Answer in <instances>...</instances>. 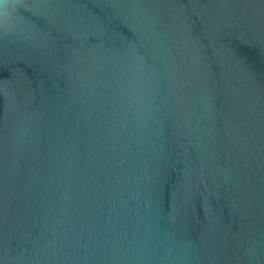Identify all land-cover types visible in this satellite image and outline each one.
Returning <instances> with one entry per match:
<instances>
[{
  "label": "water",
  "instance_id": "95a60500",
  "mask_svg": "<svg viewBox=\"0 0 264 264\" xmlns=\"http://www.w3.org/2000/svg\"><path fill=\"white\" fill-rule=\"evenodd\" d=\"M9 12L0 264H264V0Z\"/></svg>",
  "mask_w": 264,
  "mask_h": 264
},
{
  "label": "clouds",
  "instance_id": "9594fccd",
  "mask_svg": "<svg viewBox=\"0 0 264 264\" xmlns=\"http://www.w3.org/2000/svg\"><path fill=\"white\" fill-rule=\"evenodd\" d=\"M19 4L20 0H0V19L6 20L10 14L9 9L14 11Z\"/></svg>",
  "mask_w": 264,
  "mask_h": 264
}]
</instances>
